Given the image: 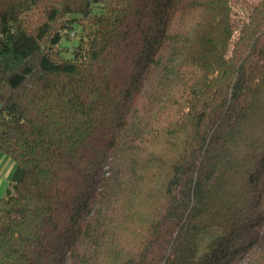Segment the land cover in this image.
<instances>
[{
  "label": "trees",
  "instance_id": "obj_1",
  "mask_svg": "<svg viewBox=\"0 0 264 264\" xmlns=\"http://www.w3.org/2000/svg\"><path fill=\"white\" fill-rule=\"evenodd\" d=\"M0 152V264H264V0H0Z\"/></svg>",
  "mask_w": 264,
  "mask_h": 264
},
{
  "label": "crops",
  "instance_id": "obj_2",
  "mask_svg": "<svg viewBox=\"0 0 264 264\" xmlns=\"http://www.w3.org/2000/svg\"><path fill=\"white\" fill-rule=\"evenodd\" d=\"M4 155L5 154L0 152V194L6 189L11 175V170L14 166L13 162L12 166V160L8 156Z\"/></svg>",
  "mask_w": 264,
  "mask_h": 264
},
{
  "label": "rangeland",
  "instance_id": "obj_3",
  "mask_svg": "<svg viewBox=\"0 0 264 264\" xmlns=\"http://www.w3.org/2000/svg\"><path fill=\"white\" fill-rule=\"evenodd\" d=\"M237 2H239V3H245V4H252V3H255L256 2V0H237ZM70 38H72V40L71 41H62V42H60V46H63L64 48L65 47H68L69 48V50L72 48V46H70L71 44H74L75 43V41H76V38H74V37H72V36H70ZM5 156V155H4ZM13 161H11V163H12ZM12 166H13V163H12ZM13 168H14V166H13ZM13 168H12V170H11V173H12V171H13ZM4 192L5 191H3V192H1V194H0V196H2V195H4Z\"/></svg>",
  "mask_w": 264,
  "mask_h": 264
}]
</instances>
